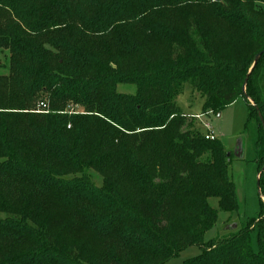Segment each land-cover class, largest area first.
<instances>
[{
  "label": "trees",
  "instance_id": "obj_1",
  "mask_svg": "<svg viewBox=\"0 0 264 264\" xmlns=\"http://www.w3.org/2000/svg\"><path fill=\"white\" fill-rule=\"evenodd\" d=\"M263 4L0 0V264H165L193 245L184 264H264ZM185 84L254 121L258 216L214 240L209 199L238 209L231 154L186 128Z\"/></svg>",
  "mask_w": 264,
  "mask_h": 264
},
{
  "label": "rangeland",
  "instance_id": "obj_2",
  "mask_svg": "<svg viewBox=\"0 0 264 264\" xmlns=\"http://www.w3.org/2000/svg\"><path fill=\"white\" fill-rule=\"evenodd\" d=\"M264 6V4H263ZM7 54H0V74L7 73ZM117 91L122 93H133L135 87L129 84H118ZM264 95V89H263ZM204 97L198 94L189 84H185L181 92L175 97V102L183 114L190 115L192 119L186 124V128L206 134L203 123L209 122L229 157L227 167L228 175L233 181L238 198V209L233 212L219 210L216 198H210L211 206L217 209L216 224L205 233V240L220 238L222 236L235 234L249 219L258 216L259 199V167L256 164L257 149L254 147V131L251 121L248 128L247 106L243 98L236 99L232 104L222 109L219 115L212 110H203ZM70 111L81 112L79 106H71ZM203 115V116H201ZM198 116H201L200 119ZM86 175L96 186H101L102 177L93 170L87 171ZM264 178V177H263ZM264 203V197H262ZM2 214L0 213V217ZM201 253L196 246H189L182 250L176 257L171 258L165 264H184L186 259L195 257Z\"/></svg>",
  "mask_w": 264,
  "mask_h": 264
},
{
  "label": "built area",
  "instance_id": "obj_3",
  "mask_svg": "<svg viewBox=\"0 0 264 264\" xmlns=\"http://www.w3.org/2000/svg\"><path fill=\"white\" fill-rule=\"evenodd\" d=\"M38 108H39V109H45L46 106H45V104L40 103V104L38 105ZM201 116H203V115H201ZM201 116H198V118L200 119ZM203 126H204L205 131H206V134H204V137H205V138H207V139H214V138H216V137H215V133H214V131H213V129H212V126L210 125L209 122L203 123Z\"/></svg>",
  "mask_w": 264,
  "mask_h": 264
},
{
  "label": "water",
  "instance_id": "obj_4",
  "mask_svg": "<svg viewBox=\"0 0 264 264\" xmlns=\"http://www.w3.org/2000/svg\"><path fill=\"white\" fill-rule=\"evenodd\" d=\"M263 53H264V50H262L261 52H259L258 54L255 55V57H254V64L257 62V60L260 58L261 54H263ZM246 80H247V78L245 79L244 84L246 83ZM242 90L244 91V86H243V89ZM259 117L262 120V118H261L260 115H259ZM229 155H230V153L228 152L227 153V156H229Z\"/></svg>",
  "mask_w": 264,
  "mask_h": 264
},
{
  "label": "crops",
  "instance_id": "obj_5",
  "mask_svg": "<svg viewBox=\"0 0 264 264\" xmlns=\"http://www.w3.org/2000/svg\"><path fill=\"white\" fill-rule=\"evenodd\" d=\"M218 115H219V113H218Z\"/></svg>",
  "mask_w": 264,
  "mask_h": 264
}]
</instances>
